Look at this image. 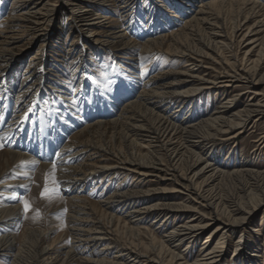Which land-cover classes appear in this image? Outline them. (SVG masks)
Listing matches in <instances>:
<instances>
[{
	"label": "bare ground",
	"instance_id": "6f19581e",
	"mask_svg": "<svg viewBox=\"0 0 264 264\" xmlns=\"http://www.w3.org/2000/svg\"><path fill=\"white\" fill-rule=\"evenodd\" d=\"M115 1L132 6L136 0ZM29 2L32 5L20 13L12 6L2 22L7 25L0 29L2 73L13 69L23 52L19 41L26 38V44L31 43L48 30H55L56 15L64 7L71 27L77 30L74 44L80 42L76 48L80 64L88 49L85 45L94 44L102 51L121 47L120 59L128 61L126 65L135 72L139 56L152 51L164 54L179 66L151 77L147 88L141 75H123V83L116 84L111 93L106 89L101 92L90 71H84L91 77L86 82L93 85L103 108L99 115L105 121L86 124L80 111L66 108L60 101V106L53 104L52 111L36 118L35 133L25 136L24 152L13 149L15 141L10 140V135L18 137L27 130L30 113L14 116L6 126L0 119V140L12 147L0 153V259H8L9 264H21L29 257L36 264H223L231 246L235 256L244 255L248 248L242 244L247 236L250 232L259 235L249 228L257 212L261 211L257 225L264 227V170H254L246 159L230 170L215 164L211 155L218 144L239 137L249 117L264 118V5L251 0H211L199 5L192 0H175L189 17L181 20L175 30L155 37L146 34L136 44L127 39L123 28L117 30L120 24H115L114 17L88 15L92 7L108 8L109 0H16L15 4L26 6ZM154 9L157 14L158 6L154 5ZM251 18L257 21L249 24ZM101 34L106 35L104 40ZM137 45L141 48L139 54L134 49ZM30 69L34 73L36 66ZM170 75L173 79L169 81ZM234 83V88L250 86L251 100L238 105L232 94L207 115H190L201 92L228 94ZM171 104L177 109L170 111ZM64 112L67 118L61 115ZM21 117L26 124L14 133L23 123L14 119ZM82 122L86 126L81 127ZM106 126L119 129L120 150L112 151L108 143L96 144L92 140L91 130L100 134ZM235 130L238 131L234 133ZM251 143L264 145V132ZM57 151L59 157L55 156ZM85 153L88 154L83 159ZM53 160L57 164L55 178L61 182L59 194L65 196L66 205L53 204L51 227L45 232L23 229L21 239L33 241L19 244L16 231L23 210L18 197L39 178L40 174L34 178L31 172L35 164L52 178ZM115 174L130 177L133 182L120 190L105 191L101 200L92 201L82 195L100 178L111 180ZM63 211L66 229L62 232L61 227L52 226L61 220L56 217ZM148 218L158 222L159 237L143 226ZM210 229L196 258L184 261L181 245L192 248ZM121 232L130 233L138 245L119 246L114 236ZM55 233L51 244L35 253L39 240H48ZM236 235L239 237L234 242ZM262 241L264 245V235Z\"/></svg>",
	"mask_w": 264,
	"mask_h": 264
},
{
	"label": "rangeland",
	"instance_id": "374dc122",
	"mask_svg": "<svg viewBox=\"0 0 264 264\" xmlns=\"http://www.w3.org/2000/svg\"><path fill=\"white\" fill-rule=\"evenodd\" d=\"M109 1L110 2H107L108 8L103 9L96 6L92 7V11L89 10L87 12L88 15L91 16V14L97 13L98 16L105 17L107 16L106 14H108L109 17L112 16L111 19H113L114 17V20H117L115 24H120L118 25L117 30L123 28V30H125V32L127 33V39L136 41V44L141 42V37H144V35L146 34L155 37L159 34H166L172 31V29L175 30L181 20H186L189 17V14H186L187 12L185 13L186 9L184 8V6H181V4L175 2V0H154V2H151L150 0H136L134 5L132 6H129L127 3L124 5L122 4V1ZM192 1H195V3L199 5L202 1L207 2L211 0ZM251 1L264 5V0ZM113 2H115L116 4H114ZM15 3L16 0H0V25H2L0 26V29L1 27H7V25L3 24L2 22L6 19V17L9 16L12 6H16L14 11L20 13L23 12L24 9H28L32 5L30 4L31 2H29L26 6L16 5ZM196 4L195 6H197ZM121 5H124V7L119 8ZM154 5L158 6L157 14L155 13ZM75 9H77V6L76 8H74V10ZM68 13L69 12L65 7L63 8V10L60 9L58 11V14L56 15L57 20L55 21L57 28L55 30L53 28L52 30H48L47 34H45L43 37H40L37 40L31 43L29 42L27 44L26 38L19 41L18 45L22 46L21 50H23V52L20 54L15 66L8 73L5 72L6 74L0 71V119L2 120L3 118V125L5 126L6 124H8L10 121H12V118H15L16 116H24L27 115V113H30V116H28L27 118V132H21L18 137L17 134V139L14 134L10 135V140L14 139L15 141V144L13 145L14 150H21V152H24L25 149H27L26 146L22 145L24 142H26L25 136H30V134L33 135L35 133L36 118L44 115L49 111H52L51 107L53 106V104H56V106H60V101H64V105L66 106V108H72L77 112L80 111L78 113H82V115H80L83 117V119L85 118L84 122L87 121L86 124L97 120L105 121L106 118L99 115V113L102 112L101 110H103V108L99 104L96 94L94 93L92 83L86 82V80L83 79V76L87 70H89L93 75V82L99 86L101 92H104L106 86L110 84L111 79H117L118 83L116 84L121 85L124 81V79L122 78L123 75L126 77H129V75L130 77H133L135 73L141 75L140 77L142 78L143 83H146V86H144L145 88H147L149 86L147 82L151 77L169 70H177V66H179L178 62L166 59V56L164 54L157 51H152L153 53H151L153 55L151 53H147L139 56L137 65L138 72H135L133 69H130V67L126 65L128 61L120 59V57L122 56V51L120 50L121 47L118 46V48L116 47L117 49L110 48L107 51H102L94 44L91 46L88 41H85V43L89 44V46L83 44L88 49L84 51V62L80 64L79 56L76 54V48L77 46H80V42L78 41V44H74L76 41L74 38L76 34L74 32H77V30H74L71 27V21ZM147 16H151L150 20L147 19ZM176 17H178L179 19H177ZM230 19L231 17H228L227 22H230ZM255 21H257V18H251L249 20V24H253ZM190 30L195 29L191 27ZM4 36L5 35L2 34V37ZM99 37L104 40L106 38V35L101 34ZM257 37L262 38V35H258ZM135 48L136 52L139 54V51L141 49L140 46L138 47L137 45V47H134V49ZM241 57L242 56H240V58ZM1 60L2 58L0 55V61ZM207 63L209 64V62ZM3 65L4 64L0 62V66L2 67ZM32 65L36 66L34 73L30 69ZM183 65H185V63H182L180 66L183 67ZM215 67L216 66L214 65V68ZM207 73L208 76L212 75L210 74V71H208ZM263 73L264 70L261 71V74ZM172 79L173 78L170 75L169 81ZM32 83H36L35 86H30V84ZM234 87L235 83L232 84V86L228 89V94H214L211 91L201 92L197 96V98H195L194 110L190 111V115H193V117L201 118L200 116L203 117L209 112H212V110L220 102L223 101L225 96H232V94L236 95L238 105L247 103L249 100H251L250 98L252 95V90L250 86L241 84V87L239 88ZM169 108L170 111H174V109H177V107L172 104ZM187 109H189V106L186 107V110ZM85 114L86 116H84ZM61 115L63 116V118H67V113H61ZM86 117H88L89 119ZM53 118L54 117H52V120H54ZM179 119L180 118H177V121H179ZM15 120H18V122H20L21 120H23V118L21 117L18 119H14V121ZM22 122L23 123L17 125L16 131H14V133L19 132V127L21 124H26L25 120H23ZM84 122H82L81 127L86 126L85 124H83ZM78 129H76V131ZM236 131L238 130H235L234 133ZM241 131L242 134L231 142L221 143L218 144L217 147H215V150L211 155L212 161L215 164L218 163V165H225L228 169L231 170L237 167L242 161H244V159H246L250 162V166L254 170H264V145L257 147L255 144L251 143V141L256 140L257 137L264 132V118L261 119L252 115L247 119L245 128ZM91 135L92 140L96 144H100L101 142L108 143L112 151L120 150L121 148L122 142L119 136V129L112 130L110 126H106L100 134H97L95 129L91 130ZM68 136L64 139L63 144L67 142ZM0 144H3V147H0V153L3 150H7L8 147L6 146V144L4 145L1 140ZM11 148L12 147L8 149L11 150ZM87 154L88 153L84 154L83 159L87 156ZM32 168L33 169L31 170V172L32 175L34 174V178L37 174H40V179L38 178L36 183L32 184L26 190H23L19 195V197L23 196V198L30 203L31 207V210L28 213H25L23 210V204L18 201L23 210L22 220L16 231V234L18 235L17 237H19V244L25 243L28 240L26 238L24 240L21 239L23 237V229L28 228L29 230L37 232H45L46 229L51 227L50 210L53 204L64 206L66 205L64 195L60 196L61 194H54L50 192L44 197L41 196V192L45 188V172H42L39 165L37 166V164H35ZM51 180L52 178H49L48 180L49 189L53 187ZM131 180L132 178H127V176L124 177L120 174L113 175L111 180H109V178H100L94 183V185H92L93 188L91 190L90 186L82 193V195H84L85 197H89L92 201L101 200L105 197L106 192H113L116 190H120L121 188H126L133 182H131ZM125 182L126 184H124ZM153 188H156V186ZM37 212L39 213V215H37ZM65 214L66 211H63V215L56 217L61 220L56 222V225L54 224L52 226L53 229L61 227L60 231H65L66 225L63 222ZM260 215L261 211L257 212L249 222V228L252 229V231L257 230L256 232L259 235L255 236L250 232V234L247 236L246 241L244 242V244H242V246L246 249L248 248V251H246L244 255L235 256V249L231 246L228 249L223 264H264V245L262 241V236L264 235V227L260 228L259 225H257L259 224L258 222L260 219ZM152 220V218L146 219L143 226L148 228V230H150L154 236H156L158 233L157 236L159 237L161 235V231H157L159 227L158 222ZM159 220L160 218L157 221ZM89 226L91 225L89 224ZM210 231H212V229L206 230L197 239V242L193 243L192 248L187 247V249L186 244L181 245L179 250L182 251V254L184 253L185 255L183 257L184 261H187L189 263L196 258V255L201 248V243L205 240V236L210 233ZM121 233L122 235L118 234L114 236L119 246H131V243L132 247L138 245L139 242L134 241L135 238H133L130 233ZM52 236L48 240H39L37 247H35L34 249L35 253H39L42 249L48 247L49 244H51V242L53 241L52 239L54 238V236H56V233ZM237 237H239V235L235 236L234 242L237 241L235 240L237 239ZM31 239L28 240L29 243L33 241V239ZM214 243L215 239L210 241L211 246H213ZM189 246H191V244ZM136 248H139L138 250L141 252L144 251L141 246H137ZM98 249L99 247L96 248V250ZM105 256H108V254ZM19 263L36 264L35 261L30 257L28 259H23ZM0 264H9V261L8 259H0Z\"/></svg>",
	"mask_w": 264,
	"mask_h": 264
},
{
	"label": "snow or ice",
	"instance_id": "6c2138e0",
	"mask_svg": "<svg viewBox=\"0 0 264 264\" xmlns=\"http://www.w3.org/2000/svg\"><path fill=\"white\" fill-rule=\"evenodd\" d=\"M83 79L90 80L91 77L88 73H85L83 76ZM116 83H118L117 79H111L110 84L106 86V91L109 93L114 92ZM101 96H103V93H101ZM0 147H3V144H0ZM60 155L61 154L58 151L55 152L56 157H59ZM56 170H57V164H56L55 160H53L52 161V180H51L53 187L51 189H49V187H48L49 175H48V173H46L45 174V188L41 192L42 197H44L45 195H48L50 192L54 193V194H59V185L61 182L55 178ZM18 200H19V202H21L23 204L24 212L28 213L31 210L30 203L27 200H25L23 198V196L18 197ZM37 215H39L38 212H37Z\"/></svg>",
	"mask_w": 264,
	"mask_h": 264
}]
</instances>
